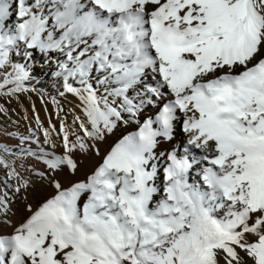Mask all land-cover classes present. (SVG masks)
<instances>
[{"label":"snow or ice","instance_id":"snow-or-ice-1","mask_svg":"<svg viewBox=\"0 0 264 264\" xmlns=\"http://www.w3.org/2000/svg\"><path fill=\"white\" fill-rule=\"evenodd\" d=\"M37 52L78 103L0 145L54 189L4 180L0 264H264V0H0V98Z\"/></svg>","mask_w":264,"mask_h":264},{"label":"rangeland","instance_id":"rangeland-1","mask_svg":"<svg viewBox=\"0 0 264 264\" xmlns=\"http://www.w3.org/2000/svg\"><path fill=\"white\" fill-rule=\"evenodd\" d=\"M34 62L37 65L34 72L36 78L31 82V86L37 91L19 95L17 96L18 99L17 97L0 98V105L6 109V111H0V145H7L11 149V153H18L20 147H32L33 149L37 147L35 144H23L18 147V138L20 136L31 135L33 132L41 138L40 126L36 122L37 117H39V123H43V125H49L51 121L58 119V108L53 103V98L59 101L60 108L64 109L60 113L70 117V106L67 99L70 94L65 97L59 95V91L63 90L60 87V82L57 79L52 80L51 76L43 72V69L47 67L39 66L43 63V57L40 53H35ZM30 122L34 125L30 126ZM11 153H9V157L11 158L9 162L13 163L18 173L21 172L31 179L29 189L25 190L21 188V191L16 193L14 189L20 186L16 184V178L7 175L9 169L0 168V188H4L3 182L7 179V183L11 187L5 190L8 191L9 196L13 199V211L18 213L19 211H24L25 205L31 204L34 195L42 200L51 195L54 190L47 181L42 183L35 175L33 171L34 160L32 158L25 157L18 159ZM35 170H40L39 165H35ZM58 178L62 179L63 177Z\"/></svg>","mask_w":264,"mask_h":264},{"label":"bare ground","instance_id":"bare-ground-1","mask_svg":"<svg viewBox=\"0 0 264 264\" xmlns=\"http://www.w3.org/2000/svg\"><path fill=\"white\" fill-rule=\"evenodd\" d=\"M43 72H45V73H47L49 76H51L52 78V80H56V78L55 77H53L51 74H50V72H49V70H48V68H44L43 69ZM17 99H18V97H17ZM67 99H68V102H69V106H70V113H69V115H70V117H67V120H68V122L70 123L71 122V119H72V116L75 114L74 113V109H75V106H76V104L78 103V101L76 100V98L75 97H72L71 95L70 96H68L67 97ZM76 111H78V110H76ZM50 115V114H49ZM49 117H51V116H49ZM65 117V115H63L62 113H60L59 114V117H57L58 119H56L55 121H51L50 122V124L49 125H43V123H38L39 124V128H40V133H41V141H43V139H44V137H43V130L44 129H48L49 131H51V129L53 128V126H55L56 127V129H57V131L59 130V126H60V124H61V122H62V119ZM43 121V120H42ZM42 121H40V122H42ZM45 121V120H44ZM37 122V121H36ZM35 122V123H36ZM30 126H32V125H34V124H31V122H30V124H29ZM41 125H43V128H41ZM34 127V126H33ZM38 128V129H39ZM180 137H183V133L182 132H180ZM53 138L54 139H56L57 140V142L59 143V136L57 135V133H53ZM177 143H179V138H178V140H177ZM47 147V146H46ZM5 156H6V158L8 159V160H11V158L9 157V153H6V154H4ZM19 179H17L16 178V184L17 185H20L21 184V181L22 180H27V181H30L31 179L27 176V175H25V174H23V173H21V172H19ZM60 179V178H59ZM61 180H63V178L61 179ZM30 185H31V181H30ZM54 190V189H53ZM52 190V191H53ZM41 199H39V197H37V196H33V198H32V200H31V204L33 205V207H35L36 206V204L40 201ZM23 213V211H19L18 213H17V218H19V216L21 215Z\"/></svg>","mask_w":264,"mask_h":264}]
</instances>
